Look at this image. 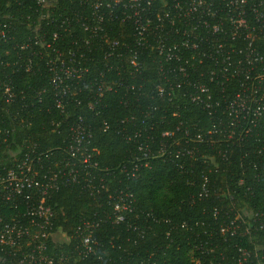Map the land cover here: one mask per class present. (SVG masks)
Segmentation results:
<instances>
[{
    "label": "trees",
    "instance_id": "obj_1",
    "mask_svg": "<svg viewBox=\"0 0 264 264\" xmlns=\"http://www.w3.org/2000/svg\"><path fill=\"white\" fill-rule=\"evenodd\" d=\"M111 26L114 36L127 37V30L119 32L125 24ZM50 30L37 17L34 0H0V174L34 149L40 153L39 161L32 163L38 174L64 163L69 127L81 120L91 133L93 160L110 171L104 177L108 189H127L134 202L125 220L115 223L107 192L98 190L97 174L79 170L76 181L61 184L41 201L54 212L50 233L59 229L65 235H48L47 252L62 253L66 257L62 264H264V229L260 228L264 176L256 174L260 169L248 166L246 159L239 160L237 151L228 152L232 158L228 163L206 146L192 155L161 151L168 141L162 132L181 119L200 121L205 128L207 117L191 105L189 111L173 115V103L156 95L153 51H144V66L134 76L125 72V66L107 71L99 50L88 53L95 61L79 64L88 71L70 82L72 94L58 106L48 64L55 54L39 40L64 47L65 54L77 45L72 44L74 35L53 40ZM101 70L103 82L111 88L102 87L100 93ZM4 82L11 86L10 100L2 95ZM135 132L140 137L135 138ZM149 133L154 157L148 158L146 166L139 162L136 176L128 179L130 160L140 156L138 146ZM258 133L264 140V112ZM215 164L217 173L209 171ZM242 167L245 176L239 184ZM205 175L208 191L201 195ZM22 210V206H4L0 215L9 220ZM80 218H102L94 230L97 245L87 257L78 252L75 228ZM21 248L0 251V264H20Z\"/></svg>",
    "mask_w": 264,
    "mask_h": 264
},
{
    "label": "built area",
    "instance_id": "obj_2",
    "mask_svg": "<svg viewBox=\"0 0 264 264\" xmlns=\"http://www.w3.org/2000/svg\"><path fill=\"white\" fill-rule=\"evenodd\" d=\"M39 20L51 26V37L72 36L75 49L56 47L50 41L39 40L55 54L48 61L55 100L60 106L70 92V82L88 67L79 64L95 59L88 55L99 50L107 71L125 66L134 76L144 66L145 50H152L157 70L154 86L157 96L173 103L171 113L178 115L195 106L207 117L203 128L200 121L179 120L172 129L162 132L168 141L162 152L192 155L199 146L214 149L222 162L232 161L228 152H240L239 160L260 169L264 176V140L258 130L264 112V0H34ZM113 23L125 24L123 36L112 34ZM45 38V37H44ZM47 39V38H46ZM38 40H35L37 43ZM30 68L29 63L26 69ZM99 72L100 84L109 90ZM133 88V87H132ZM99 93V94H100ZM133 93H136L134 90ZM2 95L13 96L11 86L4 82ZM135 138L140 133L135 132ZM152 135V134H151ZM147 134L138 149L140 156L130 160L127 178L136 176L139 162L143 166L154 157ZM250 142V139L252 138ZM90 130L78 120L69 127L64 163H55L38 174L32 163L40 153H25V158L0 174V208L12 206L23 210L9 220L0 215V251L22 247L20 264H62L63 254L47 252L46 237L53 225V210L41 201L61 184L76 181L79 170L93 171L99 177V187L107 192L115 223L125 220L133 211V193L119 188L110 191L104 177L106 168L93 160L95 149L89 146ZM260 144H255L258 141ZM223 146V147H221ZM228 149V151H227ZM153 154V156H152ZM215 162L214 156H207ZM227 168H224L226 170ZM209 171L217 173L218 164ZM239 184L243 183L244 167ZM200 194L208 191L204 176ZM251 187L247 186L246 190ZM264 215V212L262 213ZM102 218H80L75 228L79 254L87 257L95 250L94 230ZM264 229V224H260ZM54 240V239H53ZM245 254V253H244Z\"/></svg>",
    "mask_w": 264,
    "mask_h": 264
}]
</instances>
